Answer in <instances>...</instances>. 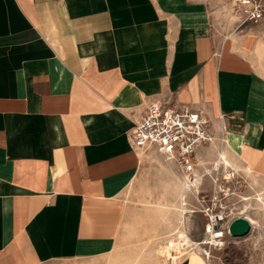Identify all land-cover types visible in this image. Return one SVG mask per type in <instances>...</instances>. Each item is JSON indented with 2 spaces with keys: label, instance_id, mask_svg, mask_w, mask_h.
<instances>
[{
  "label": "crops",
  "instance_id": "crops-1",
  "mask_svg": "<svg viewBox=\"0 0 264 264\" xmlns=\"http://www.w3.org/2000/svg\"><path fill=\"white\" fill-rule=\"evenodd\" d=\"M154 101L198 110L211 155L264 183V23L221 0H0V264L116 248Z\"/></svg>",
  "mask_w": 264,
  "mask_h": 264
},
{
  "label": "rangeland",
  "instance_id": "rangeland-1",
  "mask_svg": "<svg viewBox=\"0 0 264 264\" xmlns=\"http://www.w3.org/2000/svg\"><path fill=\"white\" fill-rule=\"evenodd\" d=\"M217 153L224 157L219 148L212 156L209 144L203 146L202 152L197 154L200 166L195 170L200 172L202 167L210 168ZM138 154L137 170L122 192L123 232L116 248L96 258L51 260L43 264H170L164 257L172 254L175 245H179L178 251L175 250L176 261L188 258L192 251H196L203 264H264V183L239 174L237 197L228 196L226 202L231 212L240 211L244 218L248 217L255 223L242 237L226 236L220 247L208 249L203 246L209 250V255L205 256L190 243L204 239L203 228L207 226V219L190 211L196 208L190 198L183 222V207L179 206L178 200L181 180L176 164L152 150L138 151ZM220 185L226 190L224 182L220 181ZM200 189L210 193L211 182L207 176L203 178ZM186 238L190 243L184 244Z\"/></svg>",
  "mask_w": 264,
  "mask_h": 264
},
{
  "label": "built area",
  "instance_id": "built-area-1",
  "mask_svg": "<svg viewBox=\"0 0 264 264\" xmlns=\"http://www.w3.org/2000/svg\"><path fill=\"white\" fill-rule=\"evenodd\" d=\"M221 1L238 18L239 23H264V0ZM127 136L135 150H152L176 164L181 180L178 200L179 206L183 207V222L185 212L188 211V199L191 198L196 208L190 211L200 213L208 223V227L203 228L204 239L190 244L197 248V243L206 240L210 247H220L228 236L227 227L230 221L245 216L240 211L231 212L226 202L228 196L237 197L240 177L237 170L229 166L223 157L217 153L210 168L202 167L200 172L195 170L200 166L197 149L214 140L206 118L198 110L188 106L171 107L164 102L154 101L132 122ZM218 140L223 141L221 137ZM205 176L211 182V191L208 194L200 189ZM220 181L227 185L226 190L221 188Z\"/></svg>",
  "mask_w": 264,
  "mask_h": 264
},
{
  "label": "water",
  "instance_id": "water-1",
  "mask_svg": "<svg viewBox=\"0 0 264 264\" xmlns=\"http://www.w3.org/2000/svg\"><path fill=\"white\" fill-rule=\"evenodd\" d=\"M250 225L243 217L233 218L227 227V234L231 237H242L248 234Z\"/></svg>",
  "mask_w": 264,
  "mask_h": 264
},
{
  "label": "bare ground",
  "instance_id": "bare-ground-1",
  "mask_svg": "<svg viewBox=\"0 0 264 264\" xmlns=\"http://www.w3.org/2000/svg\"><path fill=\"white\" fill-rule=\"evenodd\" d=\"M199 157V156H198ZM223 160H225L224 158H223ZM181 189V188H180ZM181 193V192H180ZM181 210V209H180ZM182 211V210H181ZM183 212V211H182ZM246 220H247V222L249 223V225H251V226H253V224L255 223L252 219H250V218H248V217H246L245 218ZM206 227H208V223H207V226ZM183 242H184V244H188V243H190V240L189 239H185V240H183ZM191 243H193V244H195L194 242H191ZM203 246H207L208 247V249H210L211 247L209 246V243L207 242V241H205L204 243H203V245H199V244H197V250L199 251V252H201L203 255H209V250L207 251V250H205V248H203ZM178 248H179V245H175V247H174V249H172L171 250V255H170V258H171V261L172 262H175L176 261V255H175V253L178 251ZM181 248V247H180ZM175 250H176V252H175ZM177 254V253H176Z\"/></svg>",
  "mask_w": 264,
  "mask_h": 264
}]
</instances>
